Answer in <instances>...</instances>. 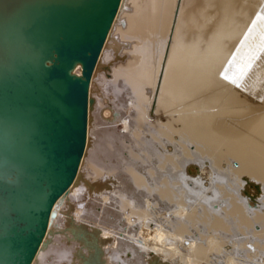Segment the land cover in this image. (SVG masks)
<instances>
[{
  "label": "bare ground",
  "instance_id": "6f19581e",
  "mask_svg": "<svg viewBox=\"0 0 264 264\" xmlns=\"http://www.w3.org/2000/svg\"><path fill=\"white\" fill-rule=\"evenodd\" d=\"M89 97L79 171L32 264L49 251L61 264H228L250 243L264 264V0H122ZM139 151L168 176L142 178ZM109 176L130 214L150 210L155 244L107 232L88 183ZM142 192L154 199L141 207ZM86 202L104 228L66 216Z\"/></svg>",
  "mask_w": 264,
  "mask_h": 264
},
{
  "label": "water",
  "instance_id": "95a60500",
  "mask_svg": "<svg viewBox=\"0 0 264 264\" xmlns=\"http://www.w3.org/2000/svg\"><path fill=\"white\" fill-rule=\"evenodd\" d=\"M121 1L0 0V264L33 263L76 179Z\"/></svg>",
  "mask_w": 264,
  "mask_h": 264
},
{
  "label": "rangeland",
  "instance_id": "374dc122",
  "mask_svg": "<svg viewBox=\"0 0 264 264\" xmlns=\"http://www.w3.org/2000/svg\"><path fill=\"white\" fill-rule=\"evenodd\" d=\"M96 94H101L100 90L98 88L95 90ZM115 115L112 114V118L110 121H108L106 124H111L114 122ZM94 125V123H92ZM91 124V125H92ZM102 125H105V122L101 119H98L97 128L103 127ZM88 127V125H87ZM88 129V128H87ZM93 129V127H92ZM155 146V145H154ZM157 147L155 146V150ZM164 152V149H163ZM140 156V162L137 164V166L134 168L137 170V173L142 178H148L150 184H154V181H160L161 178H163L165 175L168 176L169 170L168 165L166 163L161 164L159 160L155 158L154 154H146L139 151ZM194 173V172H193ZM116 178L114 176H109L107 179L105 178L104 181L101 183L94 184L92 186L88 183L89 188H92V193L94 194L95 203L99 204L103 211L106 212L108 210L109 214L107 213L108 217L111 219V225H108L105 227L107 232L110 233H122L125 237L133 240L134 242L131 244H136L135 242H147L148 239H152L154 241V244L156 240H159L160 232L159 230H153L150 232L154 225V216L149 215L150 210L147 211L145 214H130L128 212L129 209H124L122 207L124 199H120L118 196L121 190L118 188V184L116 183ZM170 181V180H169ZM95 189V190H94ZM153 195L149 193H138L136 199L140 200V205L138 206H146V203L150 202V199H154L152 197ZM148 198V199H147ZM87 206L86 208H82L78 210V212L67 214L66 216L71 219L73 215H77L80 219L86 221V222H94L101 225L98 218L95 219L92 217L93 210H90V206L88 205V202L85 203ZM95 207L96 205H93L95 210H100V206ZM96 212V211H95ZM98 213V212H97ZM113 213V214H112ZM71 216V217H70ZM149 224V227L147 226ZM102 226V225H101ZM104 228V226H102ZM151 229V230H150ZM164 233V232H163ZM65 236H62V242L64 241ZM60 242V243H62ZM158 242V241H157ZM64 244V243H63ZM62 245V244H61ZM61 248V247H60ZM241 253L236 252L233 256L229 257L227 259L228 264H250L254 261H259L262 257L261 252L256 250V246L252 243L247 245L243 248V250H240ZM50 256L46 258V264H61L59 262V258H57L54 254V252L49 251ZM127 264H153V262L149 261L148 263L144 261H134ZM203 264H222V262H219L218 257L216 255H210L207 257V262Z\"/></svg>",
  "mask_w": 264,
  "mask_h": 264
}]
</instances>
